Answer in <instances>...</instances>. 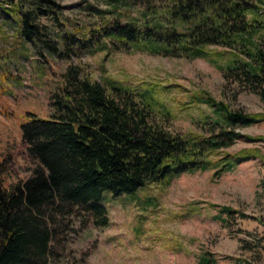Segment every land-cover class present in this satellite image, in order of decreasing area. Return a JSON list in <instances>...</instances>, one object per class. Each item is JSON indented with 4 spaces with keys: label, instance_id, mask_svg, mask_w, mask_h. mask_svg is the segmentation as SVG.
<instances>
[{
    "label": "trees",
    "instance_id": "16d2710c",
    "mask_svg": "<svg viewBox=\"0 0 264 264\" xmlns=\"http://www.w3.org/2000/svg\"><path fill=\"white\" fill-rule=\"evenodd\" d=\"M5 3L36 52L67 60L79 59L80 52L129 50L191 60L208 58V48L229 49L224 64H216L224 82L264 102V0H107L71 32L62 30V8L54 0ZM59 83L48 118L31 114L22 126L31 175L9 187L0 177V264H83L70 253L69 240L79 230L109 226L104 192L132 194L195 172L219 177L257 157L225 150L238 141L264 142L240 131L264 122V114L212 97L202 100L211 114L198 130L181 133L170 129L172 111L148 90L104 86L77 64L66 67ZM213 207L226 225L236 217L264 224L230 207ZM198 264L216 259L204 253Z\"/></svg>",
    "mask_w": 264,
    "mask_h": 264
},
{
    "label": "rangeland",
    "instance_id": "374dc122",
    "mask_svg": "<svg viewBox=\"0 0 264 264\" xmlns=\"http://www.w3.org/2000/svg\"><path fill=\"white\" fill-rule=\"evenodd\" d=\"M62 8L63 31L80 27L84 17L103 10L107 0H54ZM0 0V177L9 187L27 179L34 168L27 157L22 126L32 117L48 118L51 95L70 64L88 78L134 92L149 91L172 111L175 132L193 133L211 110L208 97L233 109L264 114V102L248 91L226 84L217 65L229 49L208 48V58L176 59L142 52H80L79 59L39 54L21 38L18 18ZM134 16V13L132 14ZM43 25L47 24L41 20ZM18 31H17V25ZM215 62V63H214ZM264 137V122L240 129ZM257 152L232 172L182 174L169 183L148 184L122 196L103 193L107 228H87L70 237L69 251L83 264H198L209 253L216 264H264V224L236 217L222 222L219 207H230L264 222V142L238 141L225 150Z\"/></svg>",
    "mask_w": 264,
    "mask_h": 264
}]
</instances>
